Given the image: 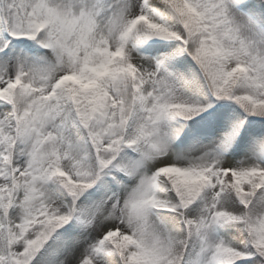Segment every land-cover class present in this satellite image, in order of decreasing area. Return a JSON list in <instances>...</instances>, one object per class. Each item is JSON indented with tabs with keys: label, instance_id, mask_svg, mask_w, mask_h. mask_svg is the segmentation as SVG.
Masks as SVG:
<instances>
[{
	"label": "snow or ice",
	"instance_id": "obj_1",
	"mask_svg": "<svg viewBox=\"0 0 264 264\" xmlns=\"http://www.w3.org/2000/svg\"><path fill=\"white\" fill-rule=\"evenodd\" d=\"M0 264H264V0H0Z\"/></svg>",
	"mask_w": 264,
	"mask_h": 264
}]
</instances>
